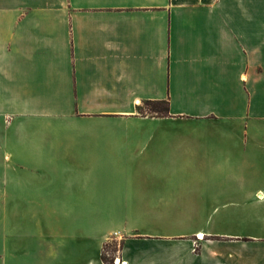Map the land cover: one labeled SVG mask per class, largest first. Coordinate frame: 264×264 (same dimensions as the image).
Segmentation results:
<instances>
[{"label": "crops", "instance_id": "crops-1", "mask_svg": "<svg viewBox=\"0 0 264 264\" xmlns=\"http://www.w3.org/2000/svg\"><path fill=\"white\" fill-rule=\"evenodd\" d=\"M111 238L264 264V0H0V264H106Z\"/></svg>", "mask_w": 264, "mask_h": 264}, {"label": "rangeland", "instance_id": "rangeland-1", "mask_svg": "<svg viewBox=\"0 0 264 264\" xmlns=\"http://www.w3.org/2000/svg\"><path fill=\"white\" fill-rule=\"evenodd\" d=\"M139 110L142 111V112H148L150 110V106L146 105V104H141L139 106ZM170 211H172L173 213V221L177 220V221H180V220H183V219H186V215H183V212H187V211H194V212H197L200 214V216H203L201 218L204 219V217L208 216V214H210L214 209H210V208H204V209H169ZM220 210H224V209H216V211H220ZM205 218V220H206ZM202 223L201 221L199 222L202 226H204L206 229H212L214 231H221V230H229V228H231V224L228 220H224V221H220L218 220V217L216 218H211L210 220L208 221H205ZM199 221V220H197ZM176 223V222H175ZM174 223V225H175ZM190 225H193V221H190L189 222ZM195 225H198V222L195 223ZM251 227V226H250ZM116 236V235H115ZM112 239V238H111ZM15 244V242H14ZM18 244V243H17ZM16 244V245H17ZM14 257V262H18V263H21V249H20V246H19V249L18 251H16L13 255ZM27 258V257H26ZM38 259V255L36 256H33L31 257V260L30 262L33 263V262H37V260H33V259Z\"/></svg>", "mask_w": 264, "mask_h": 264}, {"label": "trees", "instance_id": "trees-1", "mask_svg": "<svg viewBox=\"0 0 264 264\" xmlns=\"http://www.w3.org/2000/svg\"><path fill=\"white\" fill-rule=\"evenodd\" d=\"M142 104H146L150 106V110L148 112H142L139 110V105L137 107L138 112L141 114H151L156 116H162L168 113V102L166 100H147L144 101ZM120 247V243H119ZM118 243L114 238L108 240L104 243L102 252H101V259L106 264H113V260L118 250Z\"/></svg>", "mask_w": 264, "mask_h": 264}, {"label": "built area", "instance_id": "built-area-1", "mask_svg": "<svg viewBox=\"0 0 264 264\" xmlns=\"http://www.w3.org/2000/svg\"><path fill=\"white\" fill-rule=\"evenodd\" d=\"M116 254H117V251H116ZM113 262L114 263H117V264H125L124 261H120V258H118V256H115L114 257Z\"/></svg>", "mask_w": 264, "mask_h": 264}]
</instances>
